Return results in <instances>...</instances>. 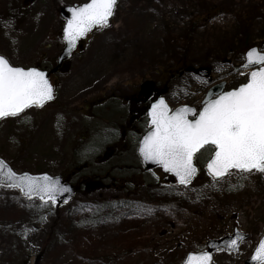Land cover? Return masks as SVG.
Wrapping results in <instances>:
<instances>
[{
  "label": "rangeland",
  "instance_id": "rangeland-1",
  "mask_svg": "<svg viewBox=\"0 0 264 264\" xmlns=\"http://www.w3.org/2000/svg\"><path fill=\"white\" fill-rule=\"evenodd\" d=\"M86 1L0 0V54L22 67L43 52L57 57L58 9ZM165 13L177 17L154 18ZM152 30L147 44L127 41ZM252 47L264 51V0H119L111 23L89 35L58 75L56 102L0 120V157L17 173L135 170H111L123 190L79 192L58 210L0 188V264H181L235 228L249 240L235 253L215 252L212 264H243L264 233V172L231 170L215 180L204 169L209 148L197 156L200 174L184 186L161 184L160 173L144 171L132 151L98 164L96 116L114 117L119 94L148 78L158 84L172 67L179 70L161 88L168 105L199 110L213 86L225 83L227 91L246 82L252 69L242 65ZM105 203L110 210H102Z\"/></svg>",
  "mask_w": 264,
  "mask_h": 264
},
{
  "label": "snow or ice",
  "instance_id": "snow-or-ice-1",
  "mask_svg": "<svg viewBox=\"0 0 264 264\" xmlns=\"http://www.w3.org/2000/svg\"><path fill=\"white\" fill-rule=\"evenodd\" d=\"M116 0H87L69 8L63 38L69 48L93 28H102L112 16ZM246 63L253 64L246 82L206 99L197 109L181 106L170 110L163 98L151 104L148 116L151 130L140 143L145 161H153L174 173L187 184L197 171L195 154L208 146L207 170L213 177H223L231 169L264 172V51L252 47L245 53ZM53 85L44 71L36 67L13 65L0 54V118L17 116L30 106H41L53 99ZM19 188L26 196L55 203L59 193L69 191L47 174L34 176L17 173L0 159V182ZM244 237L237 232L227 241L228 250L238 247ZM208 251L189 253L184 264H209ZM251 260L264 264V238L255 248Z\"/></svg>",
  "mask_w": 264,
  "mask_h": 264
},
{
  "label": "flooded vegetation",
  "instance_id": "flooded-vegetation-1",
  "mask_svg": "<svg viewBox=\"0 0 264 264\" xmlns=\"http://www.w3.org/2000/svg\"><path fill=\"white\" fill-rule=\"evenodd\" d=\"M60 39L62 41V38L59 34L58 40L60 41ZM88 39L89 37L86 40L79 42L76 50L74 51V55L83 52V49L85 47L84 45L86 44ZM59 41H58V45H59ZM48 47L49 46H45L44 48L47 49ZM55 58L48 57V54L46 52H43L41 57H39L38 60L33 62L32 63L33 65L29 67H37L39 69L49 71L50 69L47 67H43V65L54 63ZM63 70H64V66L59 73H61ZM59 73L57 75H59ZM54 77L55 75H52L51 79H53ZM158 94H159V90L156 89L152 97L145 99V97L140 94L139 88H136L133 90L132 94L130 95L119 96L120 98L119 102L121 106H120V110L118 107V110L115 113H112L114 117L104 118L101 116H96L100 121L98 135L103 142L101 150H99L95 154L96 163L98 164H100V162L102 164L107 163L113 158H118L119 156H124L129 154L130 151L133 152V155L139 156L138 154L139 142L141 140V137L147 132L148 129V109L150 105L157 99ZM56 96H57V91H56ZM132 137H136V140H132ZM84 156H86V154ZM138 160L141 163L139 157ZM108 167L104 170L102 169L100 171L101 174H97L99 173L97 172L93 178H90V179H94V182L99 181V183H97L93 188H95L96 186H100L102 188L103 187L106 188V190H112V191L123 189L124 185L123 186L119 185L117 179L111 175V170L115 169V167H118L119 170H123V169L135 170V168H133V166L131 165L126 167L124 166H108ZM137 169L140 168L137 167ZM81 170H82L81 168H77L74 171V174H78V171ZM153 171L160 173V178H163L165 176V174H163L160 169H155ZM166 176L169 175L166 174ZM108 180H110L109 182H111L110 184L111 186L105 184V182ZM94 182L91 185H87L86 182L80 181L84 189L85 188L87 189L88 186L94 185ZM121 182L124 183L123 181ZM165 184L171 185L172 183L168 181Z\"/></svg>",
  "mask_w": 264,
  "mask_h": 264
},
{
  "label": "water",
  "instance_id": "water-1",
  "mask_svg": "<svg viewBox=\"0 0 264 264\" xmlns=\"http://www.w3.org/2000/svg\"><path fill=\"white\" fill-rule=\"evenodd\" d=\"M117 3H118V0H116V4H115L114 10H113V14H112L111 17H109V21L111 20V18H112L113 15H114V12H115V9H116V6H117ZM76 4H78V3H75V4H73V5H76ZM73 5L65 6V7H62V8L60 9L59 14H60V16L64 19L65 23H66V19H67L68 16L70 15L69 8H70L71 6H73ZM109 21H108V23H109ZM107 25H108V24H107ZM92 30H93V29H91L88 33H90ZM88 33H86L85 36L80 37V38L75 42V45H74L73 47L69 48L68 45H67V42H66V41L64 40V38H63V30H62V39H63L65 45H64L63 50L61 51V53L59 54V56H58V58H57V65H56V66H55L50 72L44 71L45 74H46V76H47V78L49 79V82H50L51 84H52V82H51V80H50V76H51L52 74H56V73L62 68L63 63H64L65 61H67V60L72 56V53H73V51L76 49V47H77L79 41H80V40H85V39L87 38V34H88ZM259 66H260V65L253 64V65H251V66H249V67H243V68H244V69H252L253 67H259ZM39 70H40V69H39ZM41 71H42V70H41ZM199 73H205V74H208V72H207L206 70H204V71H203V70H200ZM54 83H56V79H54ZM52 85H53V84H52ZM224 88H225V83H221V84H219V85L213 86V87L207 92V94H206L204 100L202 101V106H203V103L205 102L206 99H215L216 96H217L218 94H220L221 92H224ZM154 89H155V82H154V81H152V80H150V81H145V82H143V83L141 84V87H140V93L145 97V99H148V98L152 97V95H153V93H154ZM53 93H54V86H53ZM159 98H163V99L165 100V102L167 103V101H166V99H165L164 97H158L157 100H158ZM53 100H54V95H53V99L46 101L44 104H46V103H48V102H51V101H53ZM153 103H154V102H153ZM44 104H43V105H44ZM43 105H41V106H37V107H42ZM167 105H168V103H167ZM34 106H36V105H34ZM150 106H151V105H150ZM182 106H185V105H182ZM186 106H187V105H186ZM168 107H169L170 110H173V111H174V110H176L177 108H179V107H181V106H179V107H177V108H175V109H172L169 105H168ZM189 107H193V108H195L194 106H189ZM25 110H26V109H25ZM25 110H24V111H25ZM149 110H150V107H149V109H148V112H149ZM24 111H23V112H24ZM21 113H22V112H21ZM21 113H20V114H21ZM195 114H198V111H197V113H190V114H189V118L191 119ZM18 115H19V114H18ZM4 118H5V117H4ZM1 119H3V118H0V120H1ZM150 130H151V124H150V117L148 116V131H150ZM148 131H147V132H148ZM147 132L142 136V138H141V140H140V143H141V141L143 140L144 136L147 134ZM139 147H140V144H139ZM206 147H208V146H205V148H206ZM202 150H203V149L199 150V151L195 154V156H194V161H193V162H194V165H195L197 171H196L195 174L191 177V179L189 180V182H188L187 184H189L190 182H192V181L195 179L196 175L199 173V167H198V165L196 164V156H197L198 153H200ZM138 154H139V157H140L141 162H142V164H143V167H144L146 170H152V169L160 168L164 173H171V172L166 171L162 166L156 164V163L153 162V161H145V160L143 159L142 154L139 152V148H138ZM0 159H2V158H0ZM2 160H3V159H2ZM3 161H4L8 166H10L5 160H3ZM206 164H207V162H206ZM10 167H11V166H10ZM11 168H12V167H11ZM12 169H13V168H12ZM205 169H206L207 173L209 174L206 165H205ZM234 170H238V169H234ZM259 172H261V171H259ZM23 173H28V172H23ZM18 174H19V173H18ZM28 174H31V173H28ZM42 174H47V175H49L48 173H39V174H31V175L39 176V175H42ZM171 175H172L173 181L176 183V185H178V186H184V185H187V184H181V183L179 182L178 178H176V176H175L174 173H171ZM209 175H210V174H209ZM227 175H228V174L224 175L223 177H225V176H227ZM49 176L52 177V178L55 179V180H58L59 183H60L61 185H63L65 188L69 189V191L59 193L58 196H57V200H56L55 203H48V202H46V201H41L40 198H39V196H31V197L26 196V195H25V194H24L19 188L7 186V185L10 183V182L7 181V180H3L2 182H0V187H1V188H14V189H16V190L19 191L20 195H21L23 198L27 199L28 201H33V200H35V199H38L40 202H42V203H44V204H50V205H52V206H56L57 208H59V207H61V206H63V205H68V204L72 201V199H73V197H74V195H75V186H74L73 184L67 182V180H65V179L63 178L62 175H55V176L49 175ZM210 176H212V175H210ZM212 177H213V176H212ZM223 177H213V178H214V179H221V178H223ZM167 180H168V177H165V178L163 179V181H167ZM237 232H239V233L244 237V239L238 242V247H237V248H234V249H232V250H228V247H227L226 241H227V239H228L230 236H234ZM248 238H249V235L240 232L238 229H235L231 235H227V236H225V237H223V238H220V239H211V240H209V241L206 243V249L204 250V251H208V252L211 254V259H210V261H209V264H212L213 256H214V252H216V251H218V250H225V251H227V252H229V253H235V252H237V250L239 249L240 245H241L245 240H247ZM262 238H264V236H263ZM260 240H261V239H260ZM256 247H257V246H256ZM254 250H255V249H254ZM253 252H254V251H253ZM191 253H197V252H191ZM252 254H253V253H252ZM252 254H251V256H252ZM187 255H188V254H187ZM251 256H250L248 259H246V260L244 261L243 264H257V262H254V261L251 260ZM186 257H187V256H186ZM186 257H185V259H186ZM185 259H184V261H183L182 264H184Z\"/></svg>",
  "mask_w": 264,
  "mask_h": 264
},
{
  "label": "trees",
  "instance_id": "trees-1",
  "mask_svg": "<svg viewBox=\"0 0 264 264\" xmlns=\"http://www.w3.org/2000/svg\"><path fill=\"white\" fill-rule=\"evenodd\" d=\"M208 18V17H207ZM177 67H172V68H169V69H166L165 71H162L163 73V79L159 81V83L161 85H165V83L168 82V80H170L175 72H177L178 70H176ZM165 72V73H164ZM75 165V164H74ZM77 168H80V166H74L72 170H70L69 173H62L64 175V177L66 179H68L70 182L74 183L76 182V185H77V192L79 193H82L84 196H87L88 193H85L82 189H80V181H84L86 182L87 185H91L93 182H94V179H90V178H93L94 175L91 174L92 177H89V176H86V175H82V172L81 171H78V174H74V171L77 169ZM95 173V172H94ZM74 174V175H73ZM84 178V179H83ZM107 209H111V205L110 204H107L105 203L104 207L102 208V210H107ZM58 210V209H57ZM131 242H127L124 244V246H127V247H135L136 245H133L131 246L130 245Z\"/></svg>",
  "mask_w": 264,
  "mask_h": 264
},
{
  "label": "bare ground",
  "instance_id": "bare-ground-1",
  "mask_svg": "<svg viewBox=\"0 0 264 264\" xmlns=\"http://www.w3.org/2000/svg\"><path fill=\"white\" fill-rule=\"evenodd\" d=\"M172 7H174V5H172ZM166 17V18H165ZM177 15L176 14H170L167 16V13L165 14H156L155 15V19L159 20V21H162L164 23H167L169 21H171L173 18H176ZM157 32V30H152L149 32L148 35H139L137 38H134V39H130V40H127L128 42H133V43H137L139 45H144V44H147L148 43V40L151 39V37H153L152 35H155Z\"/></svg>",
  "mask_w": 264,
  "mask_h": 264
}]
</instances>
